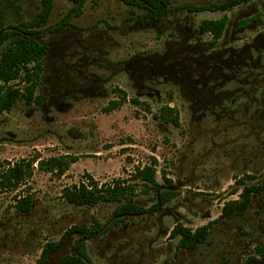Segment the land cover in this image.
<instances>
[{
  "label": "rangeland",
  "instance_id": "1",
  "mask_svg": "<svg viewBox=\"0 0 264 264\" xmlns=\"http://www.w3.org/2000/svg\"><path fill=\"white\" fill-rule=\"evenodd\" d=\"M94 1L55 32L73 8L56 0L40 37L48 53L36 96L44 100H20L0 115V170L33 157L75 161L62 176L36 162L25 184L0 192V264H36L45 243L95 220L103 233L87 240L90 264H244L249 256L264 261L255 250L264 245V196L254 199L245 216L217 222L194 250L177 249L178 239L169 237L177 223L195 229L217 220L223 201L238 197L230 194L236 177L264 179V0L227 13L173 10L160 22L121 0ZM226 1L174 0L172 7ZM40 4L0 0V27L33 18ZM224 14L229 24L212 46L199 26ZM256 15L259 20L249 22ZM9 45L0 48V57ZM119 100L118 109L105 112ZM167 105L176 110L180 127L160 119ZM153 158L157 181L167 189L166 175L179 191L162 211L119 223L117 204L76 207L61 198L64 188L81 182L133 183L135 169ZM135 190L138 205L156 203L155 191L145 194L140 182ZM27 194L31 210L17 212L16 198ZM77 240L65 243L48 264L72 253Z\"/></svg>",
  "mask_w": 264,
  "mask_h": 264
},
{
  "label": "trees",
  "instance_id": "2",
  "mask_svg": "<svg viewBox=\"0 0 264 264\" xmlns=\"http://www.w3.org/2000/svg\"><path fill=\"white\" fill-rule=\"evenodd\" d=\"M73 4L70 13L58 25L53 28L57 32L70 25L69 19L72 15L80 16L82 7L88 0H68ZM125 5L138 8L143 11L146 19L153 22H160L173 10H183L190 13L203 12H231L236 7L253 0H229L223 3H210L207 5H177L172 7L174 0H121ZM56 0H41L36 15L25 21L10 24L7 27H0V48L10 42L8 49L0 57V115L11 111L14 106L24 100L27 104H41L44 97L36 96L38 88L42 84L44 71L43 60L47 56L48 47L41 41L42 29L47 26L54 10ZM99 0H95L97 4ZM260 15L249 19V22H256ZM230 18L224 14L220 19L207 20L200 24V29L211 36L209 44L216 45L223 37L229 24ZM248 21H242L246 25ZM192 84L195 81L192 80ZM190 84V86H193ZM195 85V84H194ZM136 103L137 101H133ZM123 101H112L105 109V112H113L118 109ZM160 119L175 127H180V121L174 108L164 106L160 109ZM38 162L40 169L45 164L46 171L64 175L68 170L70 162L74 159L51 158L39 161L38 157L29 160H21L14 164H8L4 170H0V192L15 191L32 176L33 167ZM157 160L152 159L151 163L143 167H137L130 181L116 180L111 184L98 185L90 181L88 184L81 182L78 185L64 188L61 198L68 204L76 207L95 208L100 204H117L113 215L116 221L122 223L128 217H137L153 211H162L164 207L179 196V191L171 179L166 175L162 176L167 189L157 181ZM254 174H243L235 178V185L231 188V196L237 195V199L225 201L221 207L217 220L210 221L195 229L177 223L170 231L171 239H178L177 249H193L198 245L205 244L212 233L214 225L221 220H234L245 216L254 202V199L264 196V179ZM140 182L145 186L144 193L153 190L156 193V203L150 208H144L133 201L136 192V183ZM14 208L17 212L27 213L33 205L31 195H20L16 198ZM261 214L264 212V199L259 205ZM103 233V227L98 221L93 225H73L66 230L58 242L50 241L44 244L40 258L36 264H48L51 256L65 243L78 237L73 246V252L60 257L57 264H90L87 249V240L97 234ZM256 252L264 256V247H256ZM254 257L246 259L244 264H253Z\"/></svg>",
  "mask_w": 264,
  "mask_h": 264
},
{
  "label": "flooded vegetation",
  "instance_id": "3",
  "mask_svg": "<svg viewBox=\"0 0 264 264\" xmlns=\"http://www.w3.org/2000/svg\"><path fill=\"white\" fill-rule=\"evenodd\" d=\"M261 221V223L262 224H264V212H263V216L261 217V219L259 220V222ZM253 226L255 225V224H252ZM258 228V230L260 231V227H257ZM198 246H196V247H194L193 249H189V250H187V249H183V250H187V251H191V250H194V249H196ZM257 247V246H256ZM255 247V248H256ZM243 249H245L244 251H249L250 250V246L248 247V246H244V247H242V250ZM250 257H252V256H249L248 258H250ZM247 258V259H248ZM255 259H254V261H253V264H264V261H260V260H258V258L257 257H254ZM264 258V257H263ZM246 261V260H245ZM245 263V262H244Z\"/></svg>",
  "mask_w": 264,
  "mask_h": 264
},
{
  "label": "crops",
  "instance_id": "4",
  "mask_svg": "<svg viewBox=\"0 0 264 264\" xmlns=\"http://www.w3.org/2000/svg\"><path fill=\"white\" fill-rule=\"evenodd\" d=\"M236 196H237V195H236ZM237 198H238V197H237ZM237 198H236V199H237ZM231 200H232V199H231ZM225 201H229V200H224V201H223V204H224ZM223 204H222V206H223ZM222 206H221V207H222ZM211 234H212V233H211ZM210 236H211V235H210ZM210 236H209V237H210ZM263 236H264V234H263ZM208 239H209V238H208ZM198 246H199V245H198ZM256 246H258V247H259V246H260V247H264V245L261 244V243H258V245H256Z\"/></svg>",
  "mask_w": 264,
  "mask_h": 264
}]
</instances>
